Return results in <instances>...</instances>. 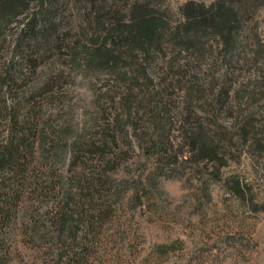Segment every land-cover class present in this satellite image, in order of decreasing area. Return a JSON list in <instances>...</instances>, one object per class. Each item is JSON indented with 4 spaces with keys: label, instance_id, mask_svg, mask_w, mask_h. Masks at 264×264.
<instances>
[{
    "label": "rangeland",
    "instance_id": "374dc122",
    "mask_svg": "<svg viewBox=\"0 0 264 264\" xmlns=\"http://www.w3.org/2000/svg\"><path fill=\"white\" fill-rule=\"evenodd\" d=\"M58 1L61 39L32 56L37 66L19 67V80L22 35L49 0H0V97L7 109L18 111L14 99L33 108L37 135L35 183L16 190L0 264H58L75 253L65 250L57 212L88 163L85 154L78 166L72 159L107 122L119 159L106 175L107 222L98 237L85 233L88 264H264V213L210 183L212 164L176 163L155 175L161 129L178 143L186 109L233 131L247 117L264 119L263 11L234 7V22L208 10L215 0ZM6 128L0 123V145ZM143 133L153 142H140ZM239 149L222 179L237 176L263 201L259 167Z\"/></svg>",
    "mask_w": 264,
    "mask_h": 264
},
{
    "label": "trees",
    "instance_id": "16d2710c",
    "mask_svg": "<svg viewBox=\"0 0 264 264\" xmlns=\"http://www.w3.org/2000/svg\"><path fill=\"white\" fill-rule=\"evenodd\" d=\"M89 1L92 2V0ZM59 4L58 0H49L47 11L40 18H33L27 24V31L22 35L25 47H22V61L18 69L19 67L23 69L28 66L33 68L37 66L36 64L39 62H36L32 56L39 55L42 58L51 50L48 48L49 41L54 39L57 42L59 37L61 39L56 24ZM234 7L246 11L249 8L250 10L256 8L264 13V0H215L208 10L214 11L215 17L227 16L236 22L237 12H232ZM203 8L200 7L204 11ZM154 34L156 33L150 32L147 35V40H151ZM21 73L22 71L19 69L17 75L19 80L24 79V75ZM2 82L3 80H0V83ZM1 88L0 85V91ZM227 96L228 93H222L223 98H227ZM14 101L18 111L15 107H9L8 112L5 100L0 97V123L5 121L8 130L4 142L0 145V235L2 231L7 230L15 208L14 202L19 200L16 190L20 189L21 191L25 187H33V183H35L31 176L35 171L32 170L31 165L34 163L32 153L37 139L36 114L33 112V108L28 106L19 108L18 104H22L23 100L14 99ZM193 114L190 109H186L183 119L186 127L185 130H182L178 137L180 141L176 144L171 137L165 135V129H161L159 139L161 143L157 140L158 144L155 145L160 148L155 175L162 176L176 163L212 164L213 169L208 173L210 183L222 184L221 186L228 194L246 206L252 213H264V200L258 201V196L255 197L252 193L251 184L242 182L237 176H229L223 181L220 173V170L227 168L230 163H237L238 156H235V151L239 153V148L244 147L245 153L249 154L251 163L259 167L258 172L264 197V119L247 117L236 127L234 126L235 130L233 131L230 127L215 125V120L212 121L214 128L206 123L204 125L202 120L196 115L192 116ZM104 127L99 135L83 145L72 159L71 164L78 166L79 159L85 154V158L88 156L87 162L95 163V167H88V163L80 164L81 167L76 176L77 185L73 187L75 193L70 190L71 192L65 195V208L57 212L56 219L58 220L56 222L60 223L62 234L67 232L66 239L69 243L66 246L64 244L65 250L71 246L68 249L70 248L72 252L75 251L70 258L64 254L67 257L65 261L61 255L58 264H88L86 261L88 256L84 253V250L89 246L85 233H91L93 237H98L102 225L107 222L106 218L109 214L107 202L109 201L103 196L104 190L107 191L106 184L109 182V177L106 175L115 169L119 155L110 151L111 148H109V146H118V134H113V131L109 130L108 122ZM145 134L143 133L138 140L140 142L147 140V144L149 141L153 142L154 136ZM86 168L91 169V173L88 175H86ZM34 190L37 189L34 188ZM148 194L145 193L146 199H150ZM90 244L92 245V243ZM78 246L82 247L79 252H77Z\"/></svg>",
    "mask_w": 264,
    "mask_h": 264
}]
</instances>
